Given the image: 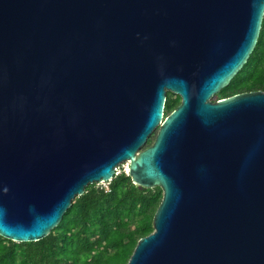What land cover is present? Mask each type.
<instances>
[{"label": "water", "instance_id": "1", "mask_svg": "<svg viewBox=\"0 0 264 264\" xmlns=\"http://www.w3.org/2000/svg\"><path fill=\"white\" fill-rule=\"evenodd\" d=\"M263 17L264 0H0V235L45 238L129 161L163 199L127 264H264V90L213 100Z\"/></svg>", "mask_w": 264, "mask_h": 264}, {"label": "trees", "instance_id": "2", "mask_svg": "<svg viewBox=\"0 0 264 264\" xmlns=\"http://www.w3.org/2000/svg\"><path fill=\"white\" fill-rule=\"evenodd\" d=\"M257 90H264V17L247 62L215 99ZM180 103L181 96L168 91L166 115ZM162 199L161 186H140L129 173H117L107 186L88 185L45 238L16 242L0 235V264H127L154 230Z\"/></svg>", "mask_w": 264, "mask_h": 264}, {"label": "rangeland", "instance_id": "3", "mask_svg": "<svg viewBox=\"0 0 264 264\" xmlns=\"http://www.w3.org/2000/svg\"><path fill=\"white\" fill-rule=\"evenodd\" d=\"M158 133V128L153 132V134L150 136V139L152 138V140H154L156 138V135ZM147 146V145H146ZM130 165H131V162L129 161H125L123 163H121L119 166H118V170H117V173H120L122 171H125V172H128L129 169H130ZM109 183V181L107 182H103V183H98L99 185H104V186H107Z\"/></svg>", "mask_w": 264, "mask_h": 264}, {"label": "flooded vegetation", "instance_id": "4", "mask_svg": "<svg viewBox=\"0 0 264 264\" xmlns=\"http://www.w3.org/2000/svg\"><path fill=\"white\" fill-rule=\"evenodd\" d=\"M216 95H217V94H216ZM216 95L213 97V100H214V101H218L219 99H223V98L230 97V96H226V97H221V98H219V99H215Z\"/></svg>", "mask_w": 264, "mask_h": 264}]
</instances>
